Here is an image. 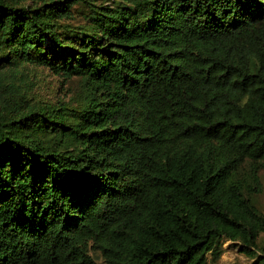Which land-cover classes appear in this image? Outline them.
<instances>
[{
    "label": "trees",
    "instance_id": "16d2710c",
    "mask_svg": "<svg viewBox=\"0 0 264 264\" xmlns=\"http://www.w3.org/2000/svg\"><path fill=\"white\" fill-rule=\"evenodd\" d=\"M263 185L264 0H0V264H264Z\"/></svg>",
    "mask_w": 264,
    "mask_h": 264
},
{
    "label": "rangeland",
    "instance_id": "374dc122",
    "mask_svg": "<svg viewBox=\"0 0 264 264\" xmlns=\"http://www.w3.org/2000/svg\"><path fill=\"white\" fill-rule=\"evenodd\" d=\"M23 3L39 2L43 3L50 0H22ZM105 0H97L104 2ZM110 3V1H107ZM79 13L84 12L81 7H76ZM76 21L82 18L76 16ZM24 79L29 82V97L34 101H44L46 103L60 104L73 103L80 99L83 92L84 81L80 76L66 73H55L45 66L24 68ZM252 201L264 215V185L262 191L251 196ZM264 241V234H261L260 243ZM92 255L98 264H106L99 251H92ZM252 258L247 257L240 251L238 243L226 241L223 244V252L218 259H211L205 264H250Z\"/></svg>",
    "mask_w": 264,
    "mask_h": 264
}]
</instances>
